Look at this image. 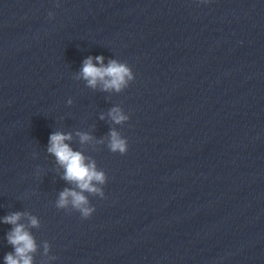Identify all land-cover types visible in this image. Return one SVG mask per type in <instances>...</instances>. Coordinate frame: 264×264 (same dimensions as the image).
Instances as JSON below:
<instances>
[{"label": "clouds", "instance_id": "1", "mask_svg": "<svg viewBox=\"0 0 264 264\" xmlns=\"http://www.w3.org/2000/svg\"><path fill=\"white\" fill-rule=\"evenodd\" d=\"M53 13H49L51 17ZM95 61V62H94ZM79 78L85 80L87 85L96 88L102 85L104 91L122 92L127 88L130 82L134 81L135 76L132 69L123 62L110 59L105 65L103 56H89L83 61ZM71 103V101H69ZM109 117L115 124H123L129 120V116L124 113L120 107H113ZM103 119V116H101ZM81 143L91 139L87 133H78ZM109 149L113 153L125 154L128 150V142L115 129L109 134ZM72 139L71 133L55 132L49 138L47 151L55 156L57 163L64 169L63 179L74 183L79 191L65 189L59 195L57 201L58 208H66L71 204L72 208L77 210L84 219L89 218L95 208L90 205L88 197L83 193L103 198L105 193L102 185L107 182L106 174L97 170L95 162L86 163V157L79 151H74L66 143ZM100 185V186H98ZM24 213L15 212L3 218V223L13 225L11 232L8 234V243L14 247V253H8L5 256V264H33L31 253L36 251V243L33 236L26 229L25 225L20 223ZM30 224L33 227L38 226L36 217H29ZM47 249V245H46Z\"/></svg>", "mask_w": 264, "mask_h": 264}]
</instances>
